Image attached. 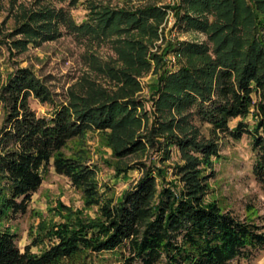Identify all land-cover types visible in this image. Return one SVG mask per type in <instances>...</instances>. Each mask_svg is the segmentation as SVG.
I'll return each instance as SVG.
<instances>
[{"label": "trees", "instance_id": "16d2710c", "mask_svg": "<svg viewBox=\"0 0 264 264\" xmlns=\"http://www.w3.org/2000/svg\"><path fill=\"white\" fill-rule=\"evenodd\" d=\"M39 1L23 9L17 29L25 36L22 41L54 39L61 35L59 25L76 36H114L121 66L107 71L122 86L111 95L94 87L73 90L68 102L38 115L28 99L51 102L45 83L28 67L7 75L0 90L5 109L0 221L27 211L50 167L81 190L86 205L97 206L98 218L39 222L36 234L31 233V244L44 246L39 253L30 251L29 244L21 250L15 232L0 227V264H93L103 252L118 264H230L255 258L264 250V225L206 201L211 175L200 166L219 156L220 138L237 141L246 135L254 153L252 175L264 184V0H181L177 23L206 39L175 43L179 65L158 79L147 130L146 114L138 111L142 103L134 94L140 89L137 77L151 66L150 57L159 61L148 52L147 42L158 38L166 8L127 9L87 0V17L76 23L64 7ZM57 1L74 5L79 0ZM250 113L251 126L244 121ZM237 118L231 127L229 122ZM194 121L206 124L211 138L200 136ZM86 131L106 132L117 158L152 144L164 146L167 153L168 147H177L184 157L173 171L179 185L164 183L158 189L153 169L137 163L143 174L135 184L118 201L106 197L95 168L63 152Z\"/></svg>", "mask_w": 264, "mask_h": 264}, {"label": "rangeland", "instance_id": "374dc122", "mask_svg": "<svg viewBox=\"0 0 264 264\" xmlns=\"http://www.w3.org/2000/svg\"><path fill=\"white\" fill-rule=\"evenodd\" d=\"M38 1L0 0V90L10 72L17 67L30 68L45 83L52 98L51 102H42L29 97V105L38 115H48L58 104L68 102L73 90L85 92L94 87L109 95L117 93L122 83L114 80L107 71L109 66H121L112 43L114 36L104 40L76 36L59 25L61 35L54 39L22 41L25 36L17 30L23 21L21 14L24 8L37 6ZM94 1L127 9L152 5L166 8V14L158 27V38L147 42L148 52L159 61L155 62L156 59L150 57L151 66L137 77L140 89L134 94L142 103L138 111L146 114L142 126L147 130L154 116L152 93L158 79L179 65L172 51L175 43L200 42L205 41L206 37L199 31L179 26L176 17L181 0ZM87 2L79 0L74 5H67L66 1L40 0L38 4L62 6L76 23H81L87 17ZM4 111V102L0 99V127ZM237 120H231L229 125L233 127ZM244 121L251 126L254 122L253 113L247 115ZM193 123L199 128L200 136L211 138L206 124L198 121ZM218 144L219 156H212L210 165L200 166L204 174L211 175L207 180L205 200L216 202L220 208L241 219L264 225V184L256 182L251 172L254 153L249 138L246 135L237 141L220 138ZM167 151L162 145L152 144L144 151L117 158L106 132L99 131H86L81 137L70 140L63 149L65 155L78 157L95 168L100 192L114 201L120 200L122 194L142 176L143 170L136 166L137 163H144L146 168L153 169L158 189L164 183L179 185L173 171L174 166L184 162V157L175 146L168 147ZM67 217L94 220L98 218V209L96 205H86L81 190L73 187L65 176L50 167L44 172L38 190L31 195L27 211L14 219H2L0 227L15 232L21 250L29 244L30 251L39 253L44 246L31 244L37 224L44 222L51 225ZM99 256V259L93 258L91 262L118 264L111 253L103 252ZM230 264H264V250L251 260H233Z\"/></svg>", "mask_w": 264, "mask_h": 264}]
</instances>
